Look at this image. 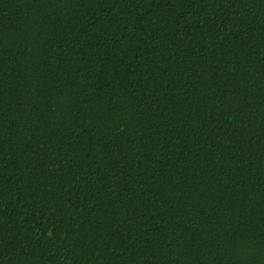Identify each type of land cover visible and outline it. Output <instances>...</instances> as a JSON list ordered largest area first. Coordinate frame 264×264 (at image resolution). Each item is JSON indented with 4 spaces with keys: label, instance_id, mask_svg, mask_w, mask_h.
Instances as JSON below:
<instances>
[{
    "label": "trees",
    "instance_id": "1",
    "mask_svg": "<svg viewBox=\"0 0 264 264\" xmlns=\"http://www.w3.org/2000/svg\"><path fill=\"white\" fill-rule=\"evenodd\" d=\"M0 264H264V0H0Z\"/></svg>",
    "mask_w": 264,
    "mask_h": 264
}]
</instances>
